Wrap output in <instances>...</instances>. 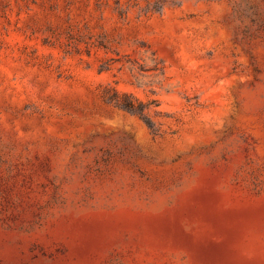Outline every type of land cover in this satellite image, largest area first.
<instances>
[{
	"label": "rangeland",
	"instance_id": "374dc122",
	"mask_svg": "<svg viewBox=\"0 0 264 264\" xmlns=\"http://www.w3.org/2000/svg\"><path fill=\"white\" fill-rule=\"evenodd\" d=\"M0 264H264V0H0Z\"/></svg>",
	"mask_w": 264,
	"mask_h": 264
},
{
	"label": "trees",
	"instance_id": "16d2710c",
	"mask_svg": "<svg viewBox=\"0 0 264 264\" xmlns=\"http://www.w3.org/2000/svg\"><path fill=\"white\" fill-rule=\"evenodd\" d=\"M108 100L123 110L133 115L139 116L151 130H154V124L150 121L147 114L149 105L139 102L130 95H119L118 93L114 94L112 97H109Z\"/></svg>",
	"mask_w": 264,
	"mask_h": 264
}]
</instances>
